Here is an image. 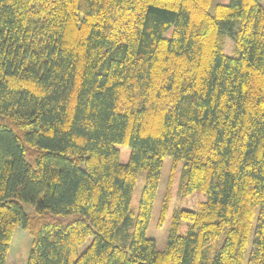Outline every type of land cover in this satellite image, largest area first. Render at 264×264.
<instances>
[{"label":"trees","instance_id":"16d2710c","mask_svg":"<svg viewBox=\"0 0 264 264\" xmlns=\"http://www.w3.org/2000/svg\"><path fill=\"white\" fill-rule=\"evenodd\" d=\"M211 5L0 0V264L17 227L26 264H245L251 240L264 264V6ZM166 156L207 200L160 251L147 230Z\"/></svg>","mask_w":264,"mask_h":264},{"label":"rangeland","instance_id":"374dc122","mask_svg":"<svg viewBox=\"0 0 264 264\" xmlns=\"http://www.w3.org/2000/svg\"><path fill=\"white\" fill-rule=\"evenodd\" d=\"M231 0H212L210 12L213 11V6L217 3L229 4ZM264 6V0H260ZM172 29H170L166 35H171ZM223 52L229 56H239L240 53L236 48L235 41L230 36H226L224 40ZM120 150V161L122 163H128L131 156V148L126 145H117ZM173 158L166 156L161 173L160 183L157 191V195L154 201V206L151 214L150 223L147 230L148 238L154 239L158 250L163 251L166 249L167 239L171 231V226L175 215L181 210H197L201 202L207 200V194L199 191L190 192L186 185V178L188 168L184 160H180L177 168L172 174ZM173 176V184L170 187V180ZM146 183V172L144 170L139 172L138 180L133 194L132 207L138 208L140 196ZM170 187V188H169ZM170 191V201L167 215L164 222L160 225L161 210L165 197ZM31 211L30 208H28ZM187 222L181 221L178 229L179 234H185L187 231ZM253 239V236H252ZM89 238L84 244L80 246V252L84 251L91 242ZM32 244V235L26 229L17 227L7 260V264H26L29 256V252ZM252 240L247 249L246 262L248 264V258L251 251Z\"/></svg>","mask_w":264,"mask_h":264}]
</instances>
